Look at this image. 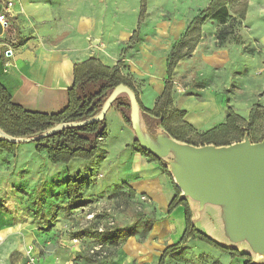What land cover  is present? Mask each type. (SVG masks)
<instances>
[{"label":"rangeland","instance_id":"1","mask_svg":"<svg viewBox=\"0 0 264 264\" xmlns=\"http://www.w3.org/2000/svg\"><path fill=\"white\" fill-rule=\"evenodd\" d=\"M18 1L20 2L18 13L25 17L26 35L35 38L39 34L51 33L57 28L65 31L68 17L71 18L75 12L84 10L93 12L97 16L104 15L107 21L111 18L113 26H116L115 21H120L123 25L130 27L129 25L138 17L141 5L140 0H24L27 4L25 8L23 0ZM68 1L72 2L74 7L64 11V7H60L66 6ZM209 2L210 0H147L145 19L148 18V22L141 27L139 43L145 39L150 40V36L156 33V28L162 22L169 26L173 25L181 14V7L189 6L192 15L195 16L200 10L205 9ZM252 3L254 4L251 8L249 7L251 10H248L245 21L240 25L236 22L233 24V36L237 38L233 37L219 44L216 33L222 26L210 20L203 25L204 37L199 45L202 44L204 50L199 55L191 56L194 64L190 71L177 70L183 59L173 73V107L175 109L182 110L176 105L175 100L178 94L195 95V92L200 90L203 95L205 92L213 95L225 109L226 115L227 108L230 106L238 116L246 121L249 120L250 109L255 103L264 106L262 104L264 96V0H253ZM70 10L73 13H70ZM95 20L98 21V19ZM98 44L90 43L92 47ZM128 45L127 43L125 53L129 50ZM220 53H223L221 61L219 58L215 59V55ZM203 54L212 55L214 62L209 60L205 63ZM124 65L126 67H122L123 73L130 76L139 95L143 94L145 81L135 78L125 61ZM185 70H187L186 67ZM168 111L170 113L169 126L181 133L185 140L192 139L198 142L197 131H205L198 130L191 123L197 131L183 126L182 120L178 119L179 115H173L171 110ZM116 114L120 116L117 112ZM185 120L187 121V115ZM249 132L254 140L264 137V113L259 115ZM122 136L118 119L110 115L106 143L108 146L113 145ZM235 136H237L236 132H230L228 137L232 139ZM69 163H52L46 153L38 154L30 142L19 144L15 153L0 150V214L6 215L3 213L6 212L15 219L17 213L14 211H19L20 215L23 214L25 217L20 218L25 219V224L30 225L28 228L33 234L42 238L41 241L35 240L28 245L27 250L32 247L38 252L33 264H66L67 262L108 264L113 256L109 254H113L124 240L119 239L114 243L104 242L100 233L105 229L122 227L144 238L154 223L155 210H150L153 205L150 204L147 196H139L125 185H118L108 193L89 194L91 188L97 185L98 179H101L100 176L96 177L93 173L85 172L83 167L75 164L76 162ZM78 174L86 181L82 185L86 205L73 207L68 200L67 182L69 178H75ZM8 191L14 193L16 197L13 199ZM206 208L218 212L215 205L209 204ZM196 228L230 248L231 244L237 243L226 241L228 239L223 218L217 214L209 215L208 210L200 213L197 208ZM240 240L243 242L239 243L242 249H250L253 258L264 263L262 245ZM196 241V243L186 245L187 248L179 254L170 256L171 263L185 260V256L191 252L192 260L197 262L199 258L197 248L204 255L214 256L211 259H215V256L218 259L220 255L218 253H224L206 242L198 239ZM232 249L236 248L232 247ZM98 250H102V255L98 258L101 263L97 262L98 259L95 261L91 257L93 251ZM224 254L230 255L229 253ZM90 258L92 260H89ZM232 258L246 259L243 256H232ZM24 264H27V259Z\"/></svg>","mask_w":264,"mask_h":264},{"label":"crops","instance_id":"2","mask_svg":"<svg viewBox=\"0 0 264 264\" xmlns=\"http://www.w3.org/2000/svg\"><path fill=\"white\" fill-rule=\"evenodd\" d=\"M8 1H13L10 24L6 28L0 24V82L11 93L15 103L27 110L45 113L59 112L67 105L68 90L74 82L75 65L83 63L91 57H95L111 67L117 65L119 60L125 61L135 78L145 81L143 94L139 95L140 100L146 108L153 109L156 100L164 90L168 76V55L194 17L189 6L181 7V14L173 25L169 26L162 22L156 28V33L150 36V40L141 41L125 53L127 43L129 44L130 38L138 28L140 7L138 17L129 25L130 27L123 25L120 21H115L116 26H113L111 18L107 21L104 19V15L97 16L93 12L84 10L77 11L71 18L66 19L65 31L57 28L51 33L39 34L35 38L26 35L25 17L18 13L20 3L18 0H0V12ZM23 2L26 8L27 4L24 0ZM252 2L253 0L249 2L250 8L254 4ZM72 4L68 1L66 6L60 8L64 7V11H66L68 8L74 7ZM70 13L73 12L70 10ZM147 22L148 18L142 23L140 30ZM207 32L211 34L210 31L207 30ZM91 42L99 44L92 47ZM201 45L197 46L192 56L199 55L204 50ZM8 49L13 50V55L10 58L5 57V51ZM222 55L223 53L216 54L215 59L219 58L221 61ZM203 57L205 63L209 60L212 61L213 58L210 54H203ZM7 62L8 65H6ZM193 64V57L185 58L177 70L190 71ZM209 95L208 92L203 95L200 90L196 91L195 95L182 96L178 94L175 100L180 109L187 111V121L201 131L214 128L226 120L225 109L213 95ZM262 104L264 105V96ZM116 112L120 114L113 106L107 111L108 131L110 115L115 116L123 133L122 138L108 146L107 136L103 142L105 152L102 156L90 160L73 159L69 164L76 162L75 164L83 167L85 172L93 173L96 177L100 176L101 179H98L97 185L91 188L89 194L108 193L118 185H125L131 188L135 194L147 196L150 204L153 205L149 209L155 210L154 223L149 233L144 238L135 234L126 238L113 254H109L113 256L108 264H160V258L165 248L178 243L186 228L183 206H178L169 212V205L177 193L175 185L179 186L177 187L181 197L185 196L189 202L195 226L197 208L200 213L208 210V214L212 216L219 215L220 212L218 208V212L207 209L209 204H205L201 208L199 200L186 195V190L181 187L178 177L192 179V175L180 157L178 158L174 153L170 156L171 164H175L174 169L169 167L172 180L168 174L163 172L157 161H151L137 153L132 147L136 139L134 130L125 124L121 115L118 116ZM8 193L13 199L16 197L11 191ZM17 209L19 210V208ZM14 212L17 213L15 219L11 215H7L6 212H3L6 215L0 214V264H24L27 259L28 245H31L35 240L41 241L42 239L39 235L33 234L28 228L30 225L25 224V219L20 218L24 217L23 214L20 215L16 210ZM216 239L218 240V238ZM226 241L232 242L230 239ZM193 242L196 243V239L189 240L187 245L193 244ZM223 246L229 247L224 244ZM231 246L240 253L250 255L253 263L264 264L253 258L250 249H242L241 244H231ZM76 249L78 248L76 247ZM197 251H199L197 262L192 260L191 252L185 256V260L171 263L172 260L168 258L165 264H245L246 261L245 258L235 259L231 255L221 252L218 253L220 254L218 259L216 256L215 259H211L214 256L204 255L198 248ZM33 254L37 256V249L33 250ZM66 264L72 263L67 262Z\"/></svg>","mask_w":264,"mask_h":264},{"label":"trees","instance_id":"3","mask_svg":"<svg viewBox=\"0 0 264 264\" xmlns=\"http://www.w3.org/2000/svg\"><path fill=\"white\" fill-rule=\"evenodd\" d=\"M249 2L250 0H210L208 6L192 18L185 32L173 45L168 55V76L164 90L156 100L153 109L146 108L142 104L135 84L131 81L130 76L123 73L122 67H126L123 60H119L117 65L113 67L103 64L95 57L76 64L74 67V82L68 90V103L62 110L54 113L25 109L13 101L11 93L0 82V132L2 133L0 134V150L15 153L20 143L14 141V139L32 137L35 151L38 154L46 153L54 164H67L73 159L90 160L102 156L105 152L102 145L108 136L107 117L103 120H94L82 125H68L58 130L55 129L62 124L85 122L96 117L101 112L108 97L121 84L129 87L135 93L147 130L153 136L159 130H163L169 137L194 146H229L243 142L246 137L249 138L251 143L264 141V137L254 140L249 132L259 115L264 113V106L258 103L252 106L248 121L238 116L229 106L225 122L205 132H198L185 120L187 111L177 110L173 107V73L181 60L191 57L194 53L203 38V25L209 20L220 24L222 27L217 31L216 38L219 44H223L234 37L233 24L236 22L240 25L245 21L249 10ZM146 15L147 0H141L138 28L130 38L127 49L139 43L140 26ZM112 106L120 113L125 124L132 127L129 96L126 93H121L114 100ZM168 110H171L173 115H179L178 119L182 120L183 126L197 131L198 142L192 139L185 140L181 133L169 126L170 113ZM230 132H236L237 136L230 139L228 137ZM132 147L137 153L149 160L157 161L163 172L173 180L164 160L144 149L137 139L133 142ZM84 183L86 181L80 174L75 178H69L67 182L68 200L73 204V207L86 205V199L82 194ZM175 189L177 193L169 205V212H172L178 206H183L186 228L182 239L178 243L165 248L160 258V264H165L170 256L185 250L188 241L191 239L206 242L234 257H246L245 264H255L247 253H240L236 249L223 246L197 229L189 202L181 197L176 185ZM100 235L104 242L114 243L119 239L125 240L134 233L127 228L116 227L105 229ZM101 255L102 250H98L93 251L91 257L97 261ZM97 262H101V260L98 259Z\"/></svg>","mask_w":264,"mask_h":264},{"label":"water","instance_id":"4","mask_svg":"<svg viewBox=\"0 0 264 264\" xmlns=\"http://www.w3.org/2000/svg\"><path fill=\"white\" fill-rule=\"evenodd\" d=\"M121 93L130 98L132 129L140 145L164 160L168 169L175 167L171 164L172 153L188 167L192 179L178 177L186 195L199 200L201 208L205 204L217 206L224 220L226 237L232 242L238 244L242 239L264 247V141L251 143L246 137L243 142L229 146H194L169 137L163 130L153 136L147 130L135 93L123 84L112 92L96 117L62 124L55 130L103 120ZM32 140V137L14 139L19 143Z\"/></svg>","mask_w":264,"mask_h":264},{"label":"built area","instance_id":"5","mask_svg":"<svg viewBox=\"0 0 264 264\" xmlns=\"http://www.w3.org/2000/svg\"><path fill=\"white\" fill-rule=\"evenodd\" d=\"M13 7V1H8L1 9L0 12V24L6 28L10 24V15ZM13 55V50L8 49L5 51V57L10 58ZM8 65V62L6 63ZM27 264H33L35 262V255L33 254V248L30 247L27 250Z\"/></svg>","mask_w":264,"mask_h":264}]
</instances>
